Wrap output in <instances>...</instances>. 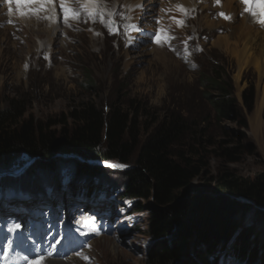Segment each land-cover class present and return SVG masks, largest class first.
<instances>
[{"label":"rangeland","instance_id":"374dc122","mask_svg":"<svg viewBox=\"0 0 264 264\" xmlns=\"http://www.w3.org/2000/svg\"><path fill=\"white\" fill-rule=\"evenodd\" d=\"M137 1L99 0L107 9L130 18L125 20L117 16L115 22L119 31L110 34L99 20L93 22L86 16L65 22L61 0H54V4L31 5L29 0H0V111L9 109L12 103L21 105L25 113L22 121L52 125L49 131L59 134L63 129L70 130L71 112L83 105L91 103L99 111L107 112L110 105L120 104L125 112L137 116L143 140L171 112L187 116L194 131L188 135L191 139L187 144H193L200 152L194 158L203 160V168L189 181L190 194L163 211H181L198 196L201 185L209 183L213 186L225 179V175L226 178L250 180L264 177V109L261 136H257L252 128L264 82L259 83L258 74L252 68L241 81L238 80L234 44H215L232 30L227 28L229 22L221 13L230 17L227 10L237 9L239 3L243 4L241 0H234L232 5L224 0L223 6L217 9V0H187L186 3L184 0H170V3L169 0H143L140 4ZM162 2L168 5L162 6ZM187 2L196 7L187 6V12L182 16L171 11ZM64 3L77 9L86 0H64ZM132 6L139 13H132ZM173 18L182 20L183 26H178ZM157 20L161 23L157 24ZM127 24L136 25L138 30H126ZM161 28L173 39L158 45L154 37ZM234 35L230 36V43L236 40ZM215 66L224 71V78L229 81L237 101L235 117L221 123L216 121L201 88ZM251 90L254 103L250 111L245 102L250 98ZM195 136L198 142L193 141ZM224 149L229 150V155L221 153ZM187 150L185 147L184 151ZM117 164L109 162L101 177L78 178L73 163L61 161L57 164L55 178L42 172L31 180L36 186L37 182L41 183L38 189H31L33 192L25 191L26 179L18 178L25 177L32 166L14 176L18 179L10 184L3 181L7 180L6 176H0V184H4L0 185L1 205L6 206L8 200L14 199L15 203L8 208L23 211L16 201L23 197L32 200L26 208L30 218L12 225H20L16 230L26 233L11 239L8 248L28 259L18 249L19 244L41 242L37 253L41 251L42 254L34 260L28 259L32 264L37 260H40L39 264H46V250L51 248L59 251L60 256H69L70 264H147L148 251L155 242L149 235L150 220L153 212L162 210L154 200L149 201L141 213L135 214L133 207L120 216L124 234L104 231L92 239H85L82 245L79 242L77 247L72 245L79 238L84 240V236L92 231L102 229V222L92 216L93 209L88 207L90 201L79 202L78 198L82 196L73 188L77 187L81 192L89 187L97 188L99 192V188L110 190L105 187V180L113 186L106 197L113 196L117 203L124 191L121 174L129 170V165L110 167ZM100 182L104 186L99 187ZM211 195L218 198L215 191ZM49 196H55V199L35 204L37 199L44 200ZM249 205L251 209H245L233 219L238 228L228 242L230 244L225 246L222 242L209 254V259L230 264L224 261L222 252L231 254L232 251L234 264H238L234 249L246 233H250L248 251L264 257V211L261 210L264 207L254 202ZM89 213L91 216L87 217ZM0 224L8 227L11 221H0ZM83 225L88 230L83 232ZM5 236L6 230H0L1 249L6 246ZM199 250L202 253L204 249L200 247L196 253Z\"/></svg>","mask_w":264,"mask_h":264},{"label":"trees","instance_id":"16d2710c","mask_svg":"<svg viewBox=\"0 0 264 264\" xmlns=\"http://www.w3.org/2000/svg\"><path fill=\"white\" fill-rule=\"evenodd\" d=\"M212 71L203 81L202 95L217 122L230 121L237 113L234 90L224 78L221 67L215 66ZM253 103L251 90L245 106L251 111ZM122 107L112 104L104 112L91 103L83 105L71 112L70 130L63 129L57 134L49 131L52 125L22 121L25 113L21 105L12 103L9 109L0 111V173L21 168L34 159L29 173L18 177L26 179L25 191L32 192L31 189H38L41 184L31 183L37 174L44 172L56 177L54 174L58 169L54 158L58 154L73 153L86 160L129 165V170L121 174L124 180L121 198L136 200V212L145 211L151 200L162 209L153 212L150 220L149 235L155 242L151 244L146 263L219 264L215 259H209V254L235 236L238 225L234 217L251 209L249 204L239 203L232 197L248 198L264 207V177L250 180L226 178L225 175V179L213 186L209 183L201 185L198 196L181 211H163L190 194L189 181L203 168V160L194 158L200 152L193 144H187L191 139L188 135L194 133L192 123L187 116L173 111L143 140L137 116L125 112ZM196 136L193 141L198 142ZM199 142L202 144V139ZM221 153L229 155V150L224 149ZM73 165L78 178L101 177L105 173L104 168L85 162L75 161ZM18 178L7 176L5 179L10 184ZM87 189L88 193L93 190L92 187ZM213 191L217 192L218 198L211 195ZM249 238L250 233H246L234 249L237 261L247 264L261 261L264 264V257L248 251ZM200 247L203 252L196 253ZM224 255L226 253L222 252V257Z\"/></svg>","mask_w":264,"mask_h":264},{"label":"bare ground","instance_id":"6f19581e","mask_svg":"<svg viewBox=\"0 0 264 264\" xmlns=\"http://www.w3.org/2000/svg\"><path fill=\"white\" fill-rule=\"evenodd\" d=\"M142 1L143 0H139V1H137V3L140 4V2H142ZM179 1H181V0H179ZM184 1L186 3L187 0H184ZM167 2L170 3V0ZM167 2H162V6H167L168 5ZM222 2L224 4V0H219V4L215 5V9L222 7L223 6ZM227 2L230 3V5H232L234 3V0H227ZM259 2L264 3V0H259ZM185 3H183V7L185 9L188 7L189 8L196 7L195 4H191L190 2H187V5ZM133 6L131 8V10L133 9L131 12L135 13V14H136V12L139 13V10L134 8ZM173 6H174V4H172V7ZM252 6H253V0H249V7H252ZM171 11L172 12L176 11V13L179 16H182V13H183V12H180L178 10V7H176L175 9H172ZM227 11L230 15V19H227V21H226V22H229L227 24V28L232 29L230 32L231 34L228 36H222L221 38L218 39V41L215 44L221 45V43H223V44H226L227 46H229L230 44H234V47H235L234 52H235V56H236V65H237V71H238V74H237L238 80L241 81V79H243L245 77V75L252 68L255 70V73L258 74L259 83H263L264 82V25H261L258 22L260 19L259 16H252L249 14V12L246 10L244 3L243 4L239 3V7L237 9H234V8L230 9L229 8ZM256 11L257 12L260 11L259 7H256ZM212 16H213V14H212ZM241 16L243 18L241 21H239L238 19ZM216 18H218V17H216ZM212 32H214V31H212ZM232 34L233 35L236 34V37H235L236 40L233 43H230V36H232ZM252 69H251V71H252ZM255 108H256V112H255V115L253 118L252 128H254V130L256 131L257 136H261L262 112L264 109V87H263V93H262L261 100L259 99ZM103 181L106 184L105 187H110V190H108L110 192L112 190L113 186L111 184H109L108 182H105V180H103ZM102 182H100V184H97V185L99 187L102 186L103 185ZM114 186H117V184H114ZM105 192H106V189L101 190L102 194H104ZM59 197H61V196H59ZM111 197L112 198H110V199L105 198L104 202L108 206L113 207V205H114L113 199H115V198L113 196H111ZM120 226H122V224H120ZM234 257H233L232 253L229 254V252H226V255H224L222 258L224 259L225 262H228L230 264H234ZM16 262L19 263L18 261H16ZM46 264H70V262L63 261L62 259H58V260H54V261L47 260ZM244 264H247V262Z\"/></svg>","mask_w":264,"mask_h":264},{"label":"snow or ice","instance_id":"6c2138e0","mask_svg":"<svg viewBox=\"0 0 264 264\" xmlns=\"http://www.w3.org/2000/svg\"><path fill=\"white\" fill-rule=\"evenodd\" d=\"M242 3L245 4L246 10L249 12L252 16H259V23L261 25H264V3H260L259 0H253V6L249 7V0H241ZM36 3H53L54 0H29V4H36ZM217 3L219 4V0H217ZM60 7L63 12V19L65 22H68L69 19H80L82 16H86L88 19L92 20L93 22H96L99 20L100 23L104 24L106 28H108L110 34H115L119 31V25L116 24L115 18L117 16H120L122 19H130L129 17L123 16L121 13L112 11L110 9H107L106 5H102L99 3V0H86V3L81 5L77 9H72L65 5L64 0H61ZM256 7H259L260 11H256ZM178 10L180 12L186 13L187 10L184 9L182 6H178ZM170 11V10H169ZM221 16H223L225 19H230V17L226 16L224 13H221ZM52 18H55L54 16ZM174 19V22L178 26H183V21L179 19ZM161 21L157 20V24H160ZM126 30H138L137 26L134 24H127L125 25ZM173 37L167 35L165 31L161 28L157 31L154 42L158 45L163 44L165 41L171 40ZM110 167H117V168H123L125 165L117 164V165H110ZM17 228L20 227V225H16ZM99 234L98 230L97 233ZM7 259V257H5Z\"/></svg>","mask_w":264,"mask_h":264},{"label":"water","instance_id":"95a60500","mask_svg":"<svg viewBox=\"0 0 264 264\" xmlns=\"http://www.w3.org/2000/svg\"><path fill=\"white\" fill-rule=\"evenodd\" d=\"M55 161L57 164L61 163V161H64L65 163H74L75 161H78V162H85L86 164H89V165H96V166H106V164H103L101 163V161L99 160H86L84 159L83 157L77 155V154H73L71 153L70 155H67V154H58L55 156ZM35 160H30L28 161L26 164L23 165V167L21 168H14L13 171H9L8 170V173H0L1 175L0 176H7V175H11V176H19L21 175V173L24 172V170H26L27 168L31 167L33 165V162ZM56 164V165H57ZM12 169V168H10ZM23 171V172H22ZM82 174H85V173H82ZM233 200L235 201H238L239 203H246V204H253V201L248 199V198H236V197H232ZM262 211H264V209H261Z\"/></svg>","mask_w":264,"mask_h":264},{"label":"clouds","instance_id":"9594fccd","mask_svg":"<svg viewBox=\"0 0 264 264\" xmlns=\"http://www.w3.org/2000/svg\"><path fill=\"white\" fill-rule=\"evenodd\" d=\"M101 163H103V164H109V163H104V162H101ZM113 163V162H112ZM114 163H116V162H114ZM120 164V163H119ZM126 166V165H125ZM100 167V166H99ZM102 167V166H101ZM105 167V166H104ZM104 167H102V168H104ZM1 175V174H0ZM76 188V187H75ZM74 189V188H73ZM119 199L120 200H127V201H130L131 202V204H132V207H134L135 206V203H136V200H134V199H127V198H121V194L119 195ZM133 209H135V207L133 208ZM137 213H141V212H136L135 211V214H137Z\"/></svg>","mask_w":264,"mask_h":264}]
</instances>
